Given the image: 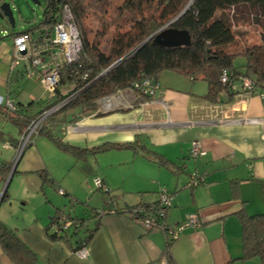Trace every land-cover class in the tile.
<instances>
[{
	"label": "crops",
	"instance_id": "1",
	"mask_svg": "<svg viewBox=\"0 0 264 264\" xmlns=\"http://www.w3.org/2000/svg\"><path fill=\"white\" fill-rule=\"evenodd\" d=\"M13 56L11 36L1 38L0 94L6 96L10 77L23 104L49 97L40 78L42 71L33 70L25 59L15 67L28 73L8 74ZM161 73L151 97L131 87L118 89L96 99L92 112L50 126L54 136L78 148L89 150L108 143H133L134 147L87 151L80 158L39 135L18 154L19 127L16 138L8 136L12 144L0 131L6 147L0 160L11 163L0 181V222L34 253L33 264H165L168 235L163 231L146 230L122 212L100 218L91 214L92 208L110 202L96 189L94 176L110 189L116 206L154 202L164 187L172 195L168 224L197 214V226H186L172 238L168 249L176 264H257L237 259L242 253L238 214L264 210V99L240 91L226 102L227 93L221 92L218 101L212 102L204 97L206 83L201 79L173 70ZM192 139L200 141L203 154L189 156ZM42 170L44 176L38 173ZM191 172L201 173L203 180L187 188ZM55 208L85 219L76 236L49 238ZM87 229L93 231L86 257H80L72 249ZM13 252L16 257L24 254ZM0 264H20L1 243Z\"/></svg>",
	"mask_w": 264,
	"mask_h": 264
},
{
	"label": "trees",
	"instance_id": "2",
	"mask_svg": "<svg viewBox=\"0 0 264 264\" xmlns=\"http://www.w3.org/2000/svg\"><path fill=\"white\" fill-rule=\"evenodd\" d=\"M64 5L68 6L72 20L79 32L80 48L75 59L70 62H60L57 65V82L53 86L50 96L44 99H33L23 104L21 100L17 99V85L11 81L12 78L8 77L5 97L11 101L12 107H8L5 103L0 104V115L15 123L22 132L31 120L63 101L45 116L34 134V138L46 135L60 148L76 157H84L87 151L134 147V144L108 143L89 150L82 149L54 136L50 126L59 121L71 122L81 114L92 112L96 107V99L118 89L131 87L140 91L139 85L143 80L149 79L158 82V75L163 70L176 71L192 80L201 79L206 83L204 97L212 102L218 101L221 92L227 93V102L235 93L247 91L239 86L230 88L226 83L221 82L220 76L224 70L231 73L236 82L240 81L243 76L249 77L255 87V94L264 89V0H123L121 6L136 13L138 18L128 30L115 32L111 36L108 49H103L100 46L99 37L103 31L97 30L89 37L83 26V18L86 15L85 0H45L42 19L38 24L29 29L11 31L13 34L28 33L30 35V50L21 56L8 74L13 73L14 70L19 71L20 75L28 73L24 68L15 67L20 60L24 59L33 70L44 71L41 67L34 65L32 60L39 57L43 62H50L54 53L51 43L52 29L54 24L61 19ZM184 7L186 9L167 24ZM150 9L151 12L146 13ZM227 9L232 10L233 17L237 16V13H241L255 18L251 24L254 23L258 26V42L249 41L243 43L242 46L238 42L236 43L237 32L232 26ZM218 11L219 14H217ZM159 28L162 30L167 28L184 30L189 34V41L179 45L163 44L155 39L156 31ZM35 32L37 34L34 36ZM150 35L152 36L146 39ZM4 37L5 35L0 36V39ZM232 43L236 44L231 50L228 45ZM237 56L242 57V63H234ZM47 67L51 68V63ZM14 78L16 79V75L13 76ZM66 87H68L67 90H65ZM143 95L145 97L152 96L147 93ZM40 100H42L41 105L36 108V104ZM0 139H3L1 135ZM9 141L11 144L13 143L12 139ZM10 164L8 161L0 160V181L4 179L3 175L9 169ZM38 173L44 176L43 170ZM103 185L96 189L108 196L110 202L92 208L91 214L94 217L100 218L106 213H111L110 210H113L114 213H121L122 209H130L144 202L143 204L147 205L153 203L157 208L162 209L166 220V212L170 204L161 206L157 199L154 202L140 201L136 204L119 207L113 204V195L110 189L107 186L103 188ZM5 196L6 190L2 197ZM238 215L241 224L242 253L237 259L256 258L259 264H264V210L254 214L240 211ZM65 220L68 221L66 225L64 224ZM84 221L85 219L79 217L65 215V212L60 208H55L47 234L50 239H66V237H73L74 234L76 236L78 229L85 226ZM69 226H72L73 230L68 231L67 227ZM88 230L85 237L72 249L73 252L86 247L93 231L92 229ZM171 242L172 238L168 235L166 264H176L169 255L168 248ZM0 243L4 251L18 263L33 264L34 253L23 244L12 229L2 222H0ZM15 250L24 252L21 254L24 257L13 255L15 252L12 253V251Z\"/></svg>",
	"mask_w": 264,
	"mask_h": 264
},
{
	"label": "built area",
	"instance_id": "3",
	"mask_svg": "<svg viewBox=\"0 0 264 264\" xmlns=\"http://www.w3.org/2000/svg\"><path fill=\"white\" fill-rule=\"evenodd\" d=\"M53 39L51 41L52 47L54 48V53L51 57L49 63H51L52 67L48 68L47 65L49 63L43 62L39 57H35L32 60V63L36 66L44 69L42 72V84L48 90H52L53 86L56 84L58 79V71L57 65L60 62H70L75 59L76 54L80 48V38L77 27L72 20L71 12L68 6L64 5L62 7V17L58 20L52 29ZM12 42V50L15 59H13V64L17 63V61L21 58L22 55L28 53L30 50L29 42L30 35L26 32H19L14 34L11 37ZM48 68V70H46ZM230 74V75H229ZM220 81L224 82L230 88H235L239 86L241 89L247 90V93H254L255 87L253 86V82L247 76L241 77L240 81L236 82V80L232 77L231 73H227V71H223L220 76ZM141 94H150L153 95L156 89L158 88V82L151 81L149 79L143 80V82L139 85ZM256 94L264 99V89L259 90ZM63 101L51 107L50 109L43 111L39 114L35 119L31 120L28 125L23 129L20 133V137L17 145V153L19 154L24 146L32 141L34 138V134L37 132V129L40 127L45 116L52 110L56 109ZM5 103L8 107H12V103L9 99L0 94V104ZM256 120V119H249ZM204 153L203 148L201 147V143L198 139H192L189 148V156L196 157ZM93 183L95 187H99L103 185L102 180L98 176L93 177ZM203 180V175L201 173L191 172L189 177L185 183L186 187H194L198 183ZM104 188V185H103ZM59 193H63L62 189L58 190ZM172 199V195L168 193L167 189L162 187L158 194V202L161 206H167L170 204ZM144 203V202H143ZM139 204L135 205L130 209H122V213L127 214L135 221L139 222L144 229L146 230H160L163 231L166 235H169L171 238H175L180 231L183 230L186 226H197L199 224V220L197 214L191 213L188 214L186 219L182 222H178L175 225H170L165 220V214L162 209L157 208L153 203L150 204ZM109 212L114 213L113 210ZM68 223L65 220L64 224ZM77 255L80 257H86V248H81L76 251ZM166 264V262H165Z\"/></svg>",
	"mask_w": 264,
	"mask_h": 264
},
{
	"label": "rangeland",
	"instance_id": "4",
	"mask_svg": "<svg viewBox=\"0 0 264 264\" xmlns=\"http://www.w3.org/2000/svg\"><path fill=\"white\" fill-rule=\"evenodd\" d=\"M0 2H7L9 4L14 19V25L11 27L10 24H7V20L5 18L0 17V36L8 35L11 33V31L17 32L32 28L42 19L45 0H39V3H35L32 0H0ZM122 2L123 0H85L86 15L85 18H83V26L87 30L89 37L97 32V30L103 31V34L99 37L100 46L103 49H108L111 36L115 32L128 30L133 22H135V20L138 18L136 13H133L132 11H129L121 6ZM149 11L151 12V9L146 13H149ZM227 11L228 15H230L229 19L232 22V26L237 32L238 37L236 38V43L238 42L239 45L242 46L243 43L255 41L256 38H259L257 31L258 26L254 23L251 24L252 21H255V18L241 13H237V16L233 17L232 10L227 9ZM217 14H219V11ZM36 34L37 32H35L34 36ZM236 43L228 45V48L232 50ZM13 59H15L14 56ZM242 61V57L237 56L234 60V63L240 64ZM14 65L15 64H13L12 60L11 66ZM162 77L163 75L160 72L158 75V80L162 79ZM48 92H51V90L48 89ZM0 129V131H2L6 137H17V125L7 118L0 117ZM4 139L9 140V137ZM5 140H0L1 158L6 151L4 144ZM71 207L73 206L71 205ZM250 261L259 264L255 259H250ZM249 263L251 262H248V264Z\"/></svg>",
	"mask_w": 264,
	"mask_h": 264
},
{
	"label": "water",
	"instance_id": "5",
	"mask_svg": "<svg viewBox=\"0 0 264 264\" xmlns=\"http://www.w3.org/2000/svg\"><path fill=\"white\" fill-rule=\"evenodd\" d=\"M32 1H34L35 3H39V0ZM186 7H184L183 10L167 24L176 19L186 9ZM0 17L5 18L7 22H9L11 27L14 25L12 11L7 2H0ZM156 33L157 35L155 36V39L162 42L163 44L179 45L187 43L189 41V34L184 30H178L175 28H167L162 30L161 28H159ZM151 36L152 35L148 36L146 39L150 38Z\"/></svg>",
	"mask_w": 264,
	"mask_h": 264
},
{
	"label": "clouds",
	"instance_id": "6",
	"mask_svg": "<svg viewBox=\"0 0 264 264\" xmlns=\"http://www.w3.org/2000/svg\"><path fill=\"white\" fill-rule=\"evenodd\" d=\"M7 24H9V22H7ZM8 35H10L11 37L14 35L12 32L9 33ZM8 35H5V36H8ZM12 43V42H11ZM158 87H159V84H158ZM136 90V89H135ZM2 95V94H1ZM5 97V96H4Z\"/></svg>",
	"mask_w": 264,
	"mask_h": 264
}]
</instances>
